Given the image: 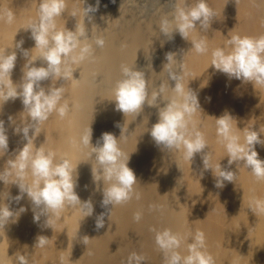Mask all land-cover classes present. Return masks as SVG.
<instances>
[{
  "label": "bare ground",
  "instance_id": "bare-ground-1",
  "mask_svg": "<svg viewBox=\"0 0 264 264\" xmlns=\"http://www.w3.org/2000/svg\"><path fill=\"white\" fill-rule=\"evenodd\" d=\"M39 2L0 0V11L10 10L14 14L11 24L0 20V50L17 53L11 75L16 83L21 80L27 61L23 50L34 48L30 30L23 28L30 19L37 18ZM194 2L100 0L99 10L90 13L92 20L89 21L84 18L83 7L94 6L96 0H86V3L66 0L65 13L56 19L57 28L74 30L76 24H84L85 20L89 35L102 37L105 45L101 49L93 44L94 57L72 65L76 69L74 79L56 82L57 87L62 85L65 89L64 99L68 101L70 111L64 118L52 113L40 125L34 146L42 145L46 150L55 151L57 160L66 157L74 165L82 162L77 168L75 191L82 201L91 199L94 212L84 218L77 209L66 207L54 219L51 228L46 227L44 216L39 223L34 222L32 205L26 195L19 203L11 199L19 194L18 187L12 184L14 175L6 184L0 181V200L10 193V198L4 202L9 203L13 211L21 206L27 209L16 223L9 224L5 230L0 229V264H18L17 255L20 254L28 257L29 264H125L132 252L144 255V264H164L152 229L165 228L181 235L203 231L206 250L214 257L215 264H264V213L250 210L253 200H264V181H257L242 162L238 167L234 163L229 170L236 172L235 183L225 181L224 188H216L211 170H203L201 154L190 163L183 158L182 150L167 151L155 145L147 131L158 121L157 108L145 105L139 115L127 114L125 117L115 110V102L111 101L115 83L122 78V64L145 73L149 94L161 83L167 84V72L161 71L166 62L165 53L171 51L177 53L176 58L183 65L185 88L189 85L198 93L203 112L198 111L193 120L205 135L208 146L205 152L211 153L213 166L220 162L222 167H228L226 150L217 143L214 117L227 111L236 119L234 126L237 124L241 130L264 129V86L229 79L210 66L211 51L223 47L232 35H264V0H207L215 12L211 28L206 32L197 28L189 36V40L207 39L209 51L204 55L189 50L191 43L178 33L168 40L158 29L162 17L172 18L175 4L191 5ZM20 40L24 41L22 49H12ZM28 55L38 57L39 51L33 49ZM42 63L39 59L35 62L36 66ZM169 83L174 86L173 81ZM42 84L47 88L51 80ZM171 95L169 89L165 98ZM23 110L19 98L9 100L3 106L0 102V120L5 122L9 138L8 152L0 154V170L7 167L6 161L26 143L22 135L14 132L27 120ZM90 124L94 146L102 133L110 132L119 138L123 129L120 148L130 155L128 166L137 177L134 187L141 197L114 207L110 216H105V226L99 230L95 228V218L106 210L101 207L102 192L92 179L91 164L95 165V161L88 157L90 149L79 145L81 133ZM117 124L121 127H116ZM256 151L264 160V147L256 145ZM152 205L157 207L150 208ZM137 211L143 214L139 222L133 218ZM37 235L48 237L46 247H34ZM84 236L89 238L87 245L83 243ZM188 242L179 249L182 255H187Z\"/></svg>",
  "mask_w": 264,
  "mask_h": 264
},
{
  "label": "clouds",
  "instance_id": "clouds-1",
  "mask_svg": "<svg viewBox=\"0 0 264 264\" xmlns=\"http://www.w3.org/2000/svg\"><path fill=\"white\" fill-rule=\"evenodd\" d=\"M83 3H86V0H83ZM99 5L100 0H96L94 6L83 7L84 18L91 21L90 13L97 12ZM173 7L172 18L164 16L159 22L160 34L172 40L174 34L178 33L191 43L189 50L198 55L208 53L206 38L189 40L190 34L197 28L205 32L211 28L215 12L209 7L207 0H195L191 5L178 3ZM65 11L66 0H40L37 18L30 19L23 28L30 30V38L34 41L33 49L39 51V56L29 57L28 54L33 49L23 50L27 61L18 83L13 82L11 78L17 60L16 51L0 50V102L3 106L9 100L15 101L19 98L23 104V112L27 113V120L14 129L16 134L22 135L26 143L16 151L13 158L6 161L7 167L0 170V181L6 184L8 178L14 175L12 184L18 187L19 194L11 199L19 203L26 195L32 205L34 222L39 223L41 216H44L45 226L50 228L54 219L58 218L66 207L77 209L84 218L92 216L94 212L91 199L82 201L75 191L78 182L77 168L82 162L74 165L66 157L57 160L55 151L46 150L42 145L34 146L40 125L47 121L52 113L55 112L60 118H64L70 111L69 103L64 99L65 89L62 85L57 87L56 82L61 79H74L73 73L76 69L74 70L72 65L93 58V44L101 49L105 45L102 37L92 38L89 35L85 20L84 24H76L74 30L66 27L58 29L56 19ZM0 20L8 24L13 23V12L0 11ZM23 43V40L15 42L12 49H22ZM176 56L175 52L165 53L166 62L161 72H167L168 83H161L151 94L145 73L136 67L122 64V78L116 81L113 88L114 98L111 100L115 102V110L122 112L126 117L127 114L139 115L145 105L157 108L158 121L147 131L155 145L167 151L182 150L183 158L190 163L197 154H201L203 170H211L216 188H224L225 181L235 183L236 172L229 170L234 163L238 167L242 162L243 167L250 169L257 181H264V160L259 158L256 151V145L264 147V139H261L264 129L241 130L237 124L234 126L236 119L227 111L214 118L217 143L222 144L226 150L228 167H222L220 162L213 166L211 153L205 152V149H208L205 135L197 129L193 120L198 111L203 112L198 93L189 85L185 88L183 65L178 62ZM38 59L43 62L40 66L35 64ZM210 66L215 71L226 74L229 79L235 78L264 86V35H232L223 47H216L211 51ZM48 80H51V84L46 88L42 82ZM169 81H173L174 86H170ZM169 89L172 95L165 98ZM208 99L210 101L211 98ZM9 120L12 121V117H9ZM91 124L81 133L79 145L90 149L88 157L95 161V165L91 164L92 179L102 192L101 207L106 210L95 218V228L99 230L105 226V216H110L114 207L127 204L133 198L139 200L141 197L134 187L138 182L137 177L128 166L130 155H126L120 148L119 141L123 129L119 138L110 132L102 133L94 146ZM116 127L121 126L117 124ZM8 139L5 122L0 120L2 155L8 152ZM9 198L10 193L0 200V229L4 230L9 224L16 223L19 216L27 211L23 206L13 211L10 204L4 202ZM250 210L257 214L264 213V200H253ZM142 215L141 211H137L133 218L139 222ZM152 231L155 232V244L163 253L164 264H215L214 257L206 250L203 231L197 230L194 235H181L169 228ZM88 240L87 236L83 237L85 245ZM186 241H190L187 243V255H182L179 249ZM48 243V237L37 235L34 247L44 248ZM17 261L18 264H29L28 257L22 254L17 255ZM145 261L144 255L132 252L125 264H144Z\"/></svg>",
  "mask_w": 264,
  "mask_h": 264
}]
</instances>
